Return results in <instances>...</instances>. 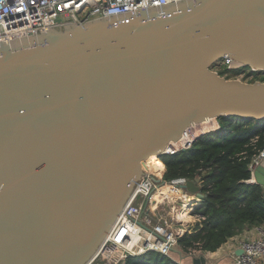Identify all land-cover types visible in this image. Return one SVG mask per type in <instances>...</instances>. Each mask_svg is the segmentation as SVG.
I'll return each mask as SVG.
<instances>
[{
    "label": "water",
    "instance_id": "1",
    "mask_svg": "<svg viewBox=\"0 0 264 264\" xmlns=\"http://www.w3.org/2000/svg\"><path fill=\"white\" fill-rule=\"evenodd\" d=\"M225 54L264 72V0H177L0 40V264H86L148 156L207 118L264 122V81L221 76ZM253 176L264 193V159ZM199 181L186 187L203 197Z\"/></svg>",
    "mask_w": 264,
    "mask_h": 264
},
{
    "label": "built area",
    "instance_id": "2",
    "mask_svg": "<svg viewBox=\"0 0 264 264\" xmlns=\"http://www.w3.org/2000/svg\"><path fill=\"white\" fill-rule=\"evenodd\" d=\"M173 1L177 0H0V40L52 26L84 23L96 17ZM215 64L216 67L225 65L226 68L245 69L243 65L233 67V60L227 54ZM212 69L215 70L213 67ZM249 70L251 75L257 71L251 67ZM211 120L217 122V127L208 131L205 129L206 124ZM218 121L216 118H207L189 125L177 141L157 154L159 160L162 161L163 155L190 148L200 136L217 128L219 130ZM182 138L185 140L182 141ZM262 159L264 146L253 154L248 164L251 175L245 182H254L253 170ZM142 170L143 174L135 183L113 226L86 264H123L128 255L141 254L147 250L168 254L171 249L177 248V239L192 230L186 216L191 217L195 223L205 219L204 215L195 211L202 204L203 197L188 190V178L179 176L165 179V165L159 171L142 165ZM197 184L202 192L201 181ZM165 186L168 187L167 190L163 189ZM184 198L188 200L185 201ZM166 203H172L169 207L172 213L170 221L157 213ZM239 248L241 251L233 256L230 264H264V223L258 226L255 237L242 238ZM197 253L203 252L194 247L187 249L189 255Z\"/></svg>",
    "mask_w": 264,
    "mask_h": 264
},
{
    "label": "trees",
    "instance_id": "3",
    "mask_svg": "<svg viewBox=\"0 0 264 264\" xmlns=\"http://www.w3.org/2000/svg\"><path fill=\"white\" fill-rule=\"evenodd\" d=\"M259 79L264 81V75ZM218 120L219 130L200 136L190 148L161 156L167 180L179 176L193 180L200 175L204 196L195 211L205 219L179 237L177 248L168 254L147 250L128 255L123 264H187L182 259L191 256L189 247L214 251L245 225L264 223L262 188L256 182H245L251 175L248 164L253 154L264 146V122H245L233 116Z\"/></svg>",
    "mask_w": 264,
    "mask_h": 264
},
{
    "label": "crops",
    "instance_id": "4",
    "mask_svg": "<svg viewBox=\"0 0 264 264\" xmlns=\"http://www.w3.org/2000/svg\"><path fill=\"white\" fill-rule=\"evenodd\" d=\"M260 225V224H259ZM258 224L245 225L243 230L236 235L228 238L224 243L220 245L214 251H205L203 253H197L190 257H185L183 262L187 264H193V257L203 254L205 256L206 264H230L233 256L239 252V242L242 238L255 237L257 235Z\"/></svg>",
    "mask_w": 264,
    "mask_h": 264
},
{
    "label": "rangeland",
    "instance_id": "5",
    "mask_svg": "<svg viewBox=\"0 0 264 264\" xmlns=\"http://www.w3.org/2000/svg\"><path fill=\"white\" fill-rule=\"evenodd\" d=\"M211 67H213L215 69V71L218 72L221 76L226 77L228 75V76H230L229 78H237V79H240L242 81H247V82H253L255 80H260L259 78H261V76H262L261 73L260 74L255 73V74L251 75L249 68L244 69V67L234 68L235 69L234 73H230V70L227 69L225 65H219V66L217 65V67H216V64L215 65L213 64ZM251 122L254 123L255 121H251ZM218 123H219V121H218ZM216 130H218V128ZM206 134H209V132ZM159 162H161V161H159ZM171 204L166 203V204H164V206H161V209L159 211H157L158 215H161L163 218L168 219V221L171 220V216H172L171 210L169 208V207H171ZM176 205H178L177 202H176ZM185 219L189 220V224L192 228L196 225V223L194 221H192L191 217L186 216Z\"/></svg>",
    "mask_w": 264,
    "mask_h": 264
},
{
    "label": "bare ground",
    "instance_id": "6",
    "mask_svg": "<svg viewBox=\"0 0 264 264\" xmlns=\"http://www.w3.org/2000/svg\"><path fill=\"white\" fill-rule=\"evenodd\" d=\"M216 127H217V122L215 120H211V121L207 122L205 129H208V131H210V130L215 129ZM181 140L184 141L185 138H182ZM158 159L159 158H158L157 154H151L145 160L142 161L141 168L143 165L144 168L149 167V168L153 169L154 171H159L160 168H163V164L161 162H159ZM163 189L167 190L168 187L165 186V187H163ZM184 200L186 201V200H188V198H184Z\"/></svg>",
    "mask_w": 264,
    "mask_h": 264
},
{
    "label": "flooded vegetation",
    "instance_id": "7",
    "mask_svg": "<svg viewBox=\"0 0 264 264\" xmlns=\"http://www.w3.org/2000/svg\"><path fill=\"white\" fill-rule=\"evenodd\" d=\"M245 68H250V66H245ZM255 73H258V74H260L261 73V75H264V72L263 71H256ZM250 121H256V120H250ZM245 122H247V120H245Z\"/></svg>",
    "mask_w": 264,
    "mask_h": 264
}]
</instances>
